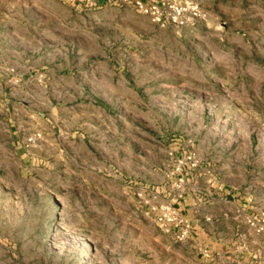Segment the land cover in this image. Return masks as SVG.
<instances>
[{"label":"rangeland","instance_id":"rangeland-1","mask_svg":"<svg viewBox=\"0 0 264 264\" xmlns=\"http://www.w3.org/2000/svg\"><path fill=\"white\" fill-rule=\"evenodd\" d=\"M134 1L0 0V264H211L150 221L189 153L264 208V0H174L210 18L183 29Z\"/></svg>","mask_w":264,"mask_h":264},{"label":"crops","instance_id":"crops-1","mask_svg":"<svg viewBox=\"0 0 264 264\" xmlns=\"http://www.w3.org/2000/svg\"><path fill=\"white\" fill-rule=\"evenodd\" d=\"M196 154L199 165L184 177L177 187L172 204L187 218L193 230L188 244L199 247L203 256L214 264L217 257L229 264H264V236L250 228L245 217L260 207L256 195L247 189V172L239 166L210 163ZM243 169V170H242Z\"/></svg>","mask_w":264,"mask_h":264},{"label":"built area","instance_id":"built-area-1","mask_svg":"<svg viewBox=\"0 0 264 264\" xmlns=\"http://www.w3.org/2000/svg\"><path fill=\"white\" fill-rule=\"evenodd\" d=\"M134 8L144 17L160 28L173 27L183 29L195 25L208 27L210 18L208 14L194 2H177L174 0H135ZM199 160L196 154H185L175 163L174 175L177 176L176 185L179 187L184 182V177L191 170L198 167ZM188 171V172H187ZM150 220L159 225L166 232L171 231L178 241L185 240L193 230L192 225L172 205H149ZM246 224L259 235L264 236V208H257L245 217Z\"/></svg>","mask_w":264,"mask_h":264}]
</instances>
